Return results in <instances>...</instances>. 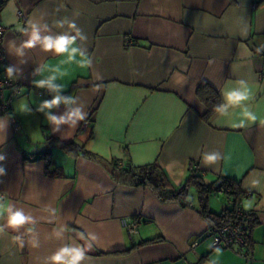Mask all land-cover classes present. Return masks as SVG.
I'll list each match as a JSON object with an SVG mask.
<instances>
[{"label":"crops","instance_id":"obj_1","mask_svg":"<svg viewBox=\"0 0 264 264\" xmlns=\"http://www.w3.org/2000/svg\"><path fill=\"white\" fill-rule=\"evenodd\" d=\"M14 9L17 24L18 11L26 22L48 24L50 31L42 29V35L67 30L53 26L55 20H75L87 37L77 43L91 66L65 62L66 55L39 46L18 57L27 36L8 23ZM1 20L6 32L0 73L7 78V66L18 70L20 96L0 113V123L7 121L0 194L36 223L26 226L34 229L30 234L6 229L0 235V264H45L61 246L87 243L91 248L82 264H244L233 250L211 248L204 234L210 224L199 214L193 191L188 206L162 202L147 187L120 184L114 162L132 168L157 163L173 188L192 171L206 184L236 182L239 205L254 221L248 241L252 264H264V0H2ZM57 68L55 83L65 86L59 94L76 97L72 107L91 114L81 134L82 121L54 133L36 111L53 93L39 96L34 81ZM240 81L251 95L243 107L257 120L231 127L240 120L237 107L206 123L197 87L208 84L223 103L221 90L237 88ZM25 101L31 113L20 111ZM65 110L61 105L53 111ZM214 152L219 159L206 165L204 154ZM228 205L208 201L216 214ZM128 217L142 222L133 241L121 226ZM61 225L66 231L57 237L53 230ZM89 233L97 240L89 241Z\"/></svg>","mask_w":264,"mask_h":264},{"label":"clouds","instance_id":"obj_2","mask_svg":"<svg viewBox=\"0 0 264 264\" xmlns=\"http://www.w3.org/2000/svg\"><path fill=\"white\" fill-rule=\"evenodd\" d=\"M9 24H15L16 31H19L22 35L27 36L19 48L16 49V55L22 57L24 52L29 49H33L37 46L45 53H52L55 56H65L67 60L65 62L77 63L82 68H89L91 66V58L88 53L82 51L77 43L78 40H86L87 37L82 34V29H80L75 20H69L67 17L61 18L59 20L53 21V26L56 28L67 30L62 31L55 36L53 35H42V29L44 31H50L48 24H41L34 18L28 20L25 25L20 26L17 24L15 9L13 12V18L8 21ZM18 70L13 66H7L5 69V75L9 80L18 79L15 73ZM59 69H55L51 74L43 79L34 81L37 88L45 89L50 93H53L52 98L48 100H43L39 103L36 111L44 114L45 119L51 126L52 132H59L61 126H67L69 128H75L81 121L87 119L88 113L82 112L80 107H72L76 102V97L72 95L62 96L59 93L64 90L65 86L63 84H56L55 81L59 78L56 75ZM239 87L232 88L231 90H221V96L223 103L215 106L214 111L217 115H223L227 112L229 108H241L239 123L231 124L233 128H245L248 124L255 122L257 116L249 111L246 107H243L245 102L250 98V90L245 85L244 81L239 82ZM61 105H64L66 110L57 115L54 113V109H58ZM20 111L23 113H31L32 109L29 107V103L25 101L20 107ZM245 121L248 124H245ZM264 123V121H262ZM7 121L0 123V133H2V138H0V144L5 142L4 133L6 132ZM6 156L0 153V162H3ZM219 159L218 153H205L203 156V161L206 165H212ZM6 175L5 168L0 165V177ZM256 182H253V186ZM7 194H0V219L3 223H0V235L5 233L6 229H11L13 231L19 232L24 229L26 233L30 234L34 231L32 227H26L28 225H34L36 223L35 217L26 212L24 208L17 207L12 203H6ZM48 211L55 215V209H48ZM66 231V225H61L57 229L53 230V234L57 237L61 236ZM15 239L23 247V243L19 236ZM87 239L89 241H96L97 236L94 233H89ZM33 247H38V244H33ZM91 243L86 245L75 244L61 246L58 248L51 256L45 258V264H82L87 257V250H90Z\"/></svg>","mask_w":264,"mask_h":264},{"label":"trees","instance_id":"obj_3","mask_svg":"<svg viewBox=\"0 0 264 264\" xmlns=\"http://www.w3.org/2000/svg\"><path fill=\"white\" fill-rule=\"evenodd\" d=\"M196 97L205 108V113L203 114L202 119L207 123L214 115H216V112L214 111L215 106L222 103L220 96L218 92L208 84L202 83L196 89ZM90 115L87 116V118L91 124ZM63 148L68 151H77L69 145H64ZM43 158L49 163L47 157ZM117 164V162L113 163L114 175L117 178V181L122 185L129 187H147L160 201L179 202L182 206H188L191 204L192 196H190V191H193L195 193V201L198 207L197 210L199 214L209 222V224L222 226L233 220L235 207L237 204L239 205L241 193L238 190L237 183L232 180L219 179L212 184H206L202 180L200 174H197L196 171H192L184 184L177 188H173L164 171L157 163L138 168L127 166V168L123 170H118L116 168ZM218 181L221 182V188L223 189L221 195L225 196L227 204L230 206L228 205V208L224 209L219 214H216L209 210L208 201L212 196L219 194L218 190L220 186L217 185ZM250 217L251 218L248 222V241L250 239L251 230L254 226L252 215Z\"/></svg>","mask_w":264,"mask_h":264},{"label":"built area","instance_id":"obj_4","mask_svg":"<svg viewBox=\"0 0 264 264\" xmlns=\"http://www.w3.org/2000/svg\"><path fill=\"white\" fill-rule=\"evenodd\" d=\"M1 11H2V0H0V65L4 61L2 53V42L3 37L6 32V27L3 25L1 20ZM17 19L19 24L23 26L26 23V16L18 11ZM126 45H129L127 42ZM9 92V94H7ZM45 89L38 91V95L41 97L49 95ZM20 89L18 88L17 82L14 80H9L2 77L0 73V113L6 114L10 109L11 101L19 98ZM13 130L16 131L18 125L12 120ZM90 127V122L88 118L85 121H82L78 129V134H81L84 130ZM43 136L47 137L46 132H43ZM31 160L36 159L34 156H30ZM118 170H123L127 168L123 163H118L116 165ZM221 182L218 181L217 185L220 186L218 193L222 194L223 189L221 188ZM250 213L244 211L240 205H236L235 211L233 214V220L229 223H226L222 226L209 225L204 232V234L210 238V246L212 249H227L233 250L241 259L244 260V264H252V258L248 249V222L250 220ZM142 222L137 217L132 218H123L121 220V226L124 230L126 237L129 241H133L134 238L138 235ZM196 243L192 244V247Z\"/></svg>","mask_w":264,"mask_h":264},{"label":"rangeland","instance_id":"obj_5","mask_svg":"<svg viewBox=\"0 0 264 264\" xmlns=\"http://www.w3.org/2000/svg\"><path fill=\"white\" fill-rule=\"evenodd\" d=\"M211 200L214 204H218V203H223V202H227L225 196L221 195V194H216L214 196L211 197Z\"/></svg>","mask_w":264,"mask_h":264}]
</instances>
